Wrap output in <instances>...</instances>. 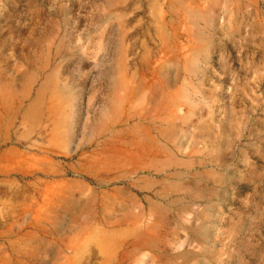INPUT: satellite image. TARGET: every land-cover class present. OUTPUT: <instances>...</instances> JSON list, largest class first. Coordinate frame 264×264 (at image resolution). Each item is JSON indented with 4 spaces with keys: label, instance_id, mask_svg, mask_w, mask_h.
Here are the masks:
<instances>
[{
    "label": "rangeland",
    "instance_id": "rangeland-1",
    "mask_svg": "<svg viewBox=\"0 0 264 264\" xmlns=\"http://www.w3.org/2000/svg\"><path fill=\"white\" fill-rule=\"evenodd\" d=\"M0 264H264V0H0Z\"/></svg>",
    "mask_w": 264,
    "mask_h": 264
}]
</instances>
